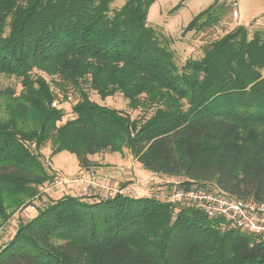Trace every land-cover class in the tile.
I'll return each mask as SVG.
<instances>
[{
    "label": "trees",
    "instance_id": "16d2710c",
    "mask_svg": "<svg viewBox=\"0 0 264 264\" xmlns=\"http://www.w3.org/2000/svg\"><path fill=\"white\" fill-rule=\"evenodd\" d=\"M116 1L0 0V73L22 84L18 95L0 89V214L38 194L48 140L82 166L128 147L152 172L181 177L179 187L264 201V29L237 25L180 65L174 39L149 22L157 0ZM230 8L215 0L185 31ZM41 73L62 95L79 92L63 123ZM88 88L143 112L101 104ZM0 264H264V243L186 201L65 194L19 223Z\"/></svg>",
    "mask_w": 264,
    "mask_h": 264
},
{
    "label": "rangeland",
    "instance_id": "374dc122",
    "mask_svg": "<svg viewBox=\"0 0 264 264\" xmlns=\"http://www.w3.org/2000/svg\"><path fill=\"white\" fill-rule=\"evenodd\" d=\"M214 1L157 0L152 4L149 11L150 24L154 26V23L167 25L172 34L162 25L160 26L174 39L172 46L176 50V57L180 65L190 57L200 58L206 43L222 37L234 28H231L228 23V16H235V10L238 15L240 12L239 6H234V2L230 1V11L218 23L205 30L185 31L191 20L211 6ZM242 1L248 3L250 0ZM117 2L118 5H121L124 0ZM245 26L248 27L251 34L259 30L256 25L247 24ZM41 74L52 84V88L58 95L52 105L64 109L63 123L72 116V106L77 101L79 92L71 88L68 95L65 96L63 93V96L53 78L45 73ZM6 88L13 89L18 95L22 90L21 79L0 73V89ZM88 91L97 102L128 111L132 117H138L143 112L141 108H130L128 100L121 93L102 99L95 90L88 88ZM0 114L6 118L9 116L5 100L2 98L0 99ZM41 150L45 156L44 164L48 177L43 183L34 185L39 191L37 195L34 197L25 196L18 207L7 208L4 216L0 214V247L14 236L21 221L30 220L37 215L40 208L65 194L82 196L93 201L114 196L117 192H124L136 197L155 196L163 200L174 201V192L179 188V182L183 180L181 177L155 173L145 168L128 147H124L120 151L105 149L89 155L88 164L83 166L80 165L77 156L69 151H61L53 155L51 140H48Z\"/></svg>",
    "mask_w": 264,
    "mask_h": 264
},
{
    "label": "built area",
    "instance_id": "2783aa9c",
    "mask_svg": "<svg viewBox=\"0 0 264 264\" xmlns=\"http://www.w3.org/2000/svg\"><path fill=\"white\" fill-rule=\"evenodd\" d=\"M237 6V2H234ZM237 16V10L234 11ZM174 201H186L204 211L210 218H222L230 226L257 236L264 243V201L253 198H233L207 187H179Z\"/></svg>",
    "mask_w": 264,
    "mask_h": 264
},
{
    "label": "crops",
    "instance_id": "0c3cea01",
    "mask_svg": "<svg viewBox=\"0 0 264 264\" xmlns=\"http://www.w3.org/2000/svg\"><path fill=\"white\" fill-rule=\"evenodd\" d=\"M237 2L239 6L240 15L228 16V23L231 25V28L244 24V25H256V28H264V0H250L248 3H244L242 0H229L220 2ZM215 2V1H214ZM150 14V13H149ZM150 22V21H149ZM155 25H162L159 23H154ZM167 31V25H162ZM170 34H172L169 31Z\"/></svg>",
    "mask_w": 264,
    "mask_h": 264
}]
</instances>
